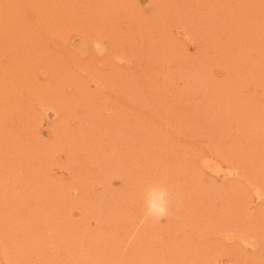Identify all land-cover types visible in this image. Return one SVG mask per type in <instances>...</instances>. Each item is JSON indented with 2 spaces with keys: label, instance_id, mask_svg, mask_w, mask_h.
<instances>
[{
  "label": "rangeland",
  "instance_id": "1",
  "mask_svg": "<svg viewBox=\"0 0 264 264\" xmlns=\"http://www.w3.org/2000/svg\"><path fill=\"white\" fill-rule=\"evenodd\" d=\"M0 264H264V0H0Z\"/></svg>",
  "mask_w": 264,
  "mask_h": 264
},
{
  "label": "clouds",
  "instance_id": "2",
  "mask_svg": "<svg viewBox=\"0 0 264 264\" xmlns=\"http://www.w3.org/2000/svg\"><path fill=\"white\" fill-rule=\"evenodd\" d=\"M168 192L159 186L149 190L146 198L145 212L146 216L154 219H162L168 215Z\"/></svg>",
  "mask_w": 264,
  "mask_h": 264
}]
</instances>
